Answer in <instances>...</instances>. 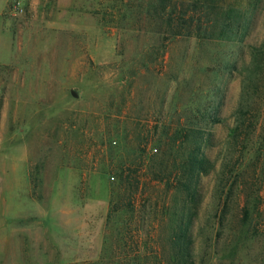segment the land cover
I'll use <instances>...</instances> for the list:
<instances>
[{"label":"rangeland","instance_id":"1","mask_svg":"<svg viewBox=\"0 0 264 264\" xmlns=\"http://www.w3.org/2000/svg\"><path fill=\"white\" fill-rule=\"evenodd\" d=\"M226 3L240 26L202 40L157 34L155 0L11 1L0 264H166L175 212L191 218L194 264H264V0ZM190 128L211 161L192 202L152 180L161 149L174 158L169 135Z\"/></svg>","mask_w":264,"mask_h":264},{"label":"trees","instance_id":"2","mask_svg":"<svg viewBox=\"0 0 264 264\" xmlns=\"http://www.w3.org/2000/svg\"><path fill=\"white\" fill-rule=\"evenodd\" d=\"M155 2V15L158 19L157 34L169 35L172 39L191 37L202 40L210 39L219 27L221 28L219 36H226L229 29L239 27L242 21V14L239 13L238 8L226 5V0H155ZM253 66L257 70L259 66L257 58L254 59ZM256 70L248 71V81L254 79ZM248 116L249 113L243 112L238 118L236 126L230 130L233 138L240 137L244 129L248 127ZM197 119L194 117V120ZM213 122H219L218 118H215ZM201 133L200 130L190 128L185 139L181 137L183 132L171 133L165 144L168 145L169 152L174 154V158L168 167L167 151L161 149L156 158L158 170L154 172L152 178L156 183L170 185L177 193L187 194V199L191 202L195 199L194 182L211 165V161L202 151ZM187 142H189V147L185 148ZM130 178V175L127 178L122 176V186L129 184L127 185L129 189L132 185L130 193L136 194L141 183L138 180L132 183ZM133 197L129 195L128 199L131 200ZM116 207L114 203V211ZM173 215L176 217L173 219L175 226L171 228L170 234L173 253L166 264H194L189 248V227L187 225L191 218L189 217L184 223L183 217L177 218L176 212Z\"/></svg>","mask_w":264,"mask_h":264},{"label":"crops","instance_id":"3","mask_svg":"<svg viewBox=\"0 0 264 264\" xmlns=\"http://www.w3.org/2000/svg\"><path fill=\"white\" fill-rule=\"evenodd\" d=\"M12 0H0V28L3 31L4 18L7 15Z\"/></svg>","mask_w":264,"mask_h":264}]
</instances>
